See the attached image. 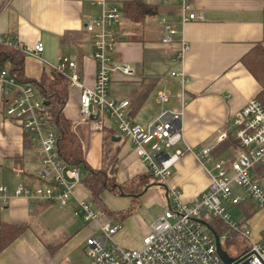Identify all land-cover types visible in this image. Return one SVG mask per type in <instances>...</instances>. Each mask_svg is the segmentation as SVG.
<instances>
[{"label": "crops", "instance_id": "crops-1", "mask_svg": "<svg viewBox=\"0 0 264 264\" xmlns=\"http://www.w3.org/2000/svg\"><path fill=\"white\" fill-rule=\"evenodd\" d=\"M128 1L141 3L147 13L139 24L121 18L119 43L111 65H126L132 75L112 72L109 95L127 100L129 118L135 124L146 126L163 110L178 108L179 81L171 73L183 72L189 83L185 90L187 105L180 122L183 141L178 148L213 149L231 135L233 115L261 90L242 65L241 58L258 42L264 48V0H195L192 13L196 19L184 25L180 22L182 0H107V4L121 10L122 3ZM97 14L98 8L87 0H0V34L10 35L23 45L24 73L32 80L49 74L60 57H67L76 63L81 85L92 86L95 65L90 59L91 42L83 27ZM161 18L176 31L169 45L160 43ZM182 38L188 43L189 51L181 62L175 60L174 54ZM37 43L43 44L39 58L31 55ZM164 90L169 98L160 104L157 94ZM16 95L17 90L11 88L4 96L0 86V185L10 191L22 184H38L41 171L33 141L5 114L7 103ZM64 114L87 147V163L100 169L104 134L114 133L113 137H118L112 122L109 120L111 125L107 126L104 123L101 131L79 123V89L75 87L69 89ZM93 132L100 134L98 141L91 136ZM120 141L111 140L119 159L115 171L117 183L146 173L145 164L135 156L133 148L131 154L127 152L119 157ZM208 182L205 171L187 152L172 167L165 184L167 189H178L182 201L191 202L203 193ZM158 188L164 195V189ZM147 190L140 196V207ZM128 201L124 209L112 211L127 209ZM72 208V204L63 208L9 195L5 203L0 201V224L25 227L18 238L0 251V264H71L74 261L87 264L88 258L83 252L85 241L97 232L93 224H85L75 217ZM239 208L243 216L240 222L248 226L252 239L258 240L264 235V207L248 203ZM130 221L131 218L125 220L126 227ZM150 225L136 239L123 238L120 230L114 241L126 249L138 248Z\"/></svg>", "mask_w": 264, "mask_h": 264}, {"label": "built area", "instance_id": "built-area-1", "mask_svg": "<svg viewBox=\"0 0 264 264\" xmlns=\"http://www.w3.org/2000/svg\"><path fill=\"white\" fill-rule=\"evenodd\" d=\"M87 1L98 8V14L88 19L83 27L91 42L90 59L95 65L93 85H81L77 65L67 57H60L51 68V71L66 73L70 87L79 89V123L89 124L92 130L101 131L107 117L118 137L128 141L135 156L145 164L146 173L160 183L167 181L172 167L185 153H191L207 174L208 185L191 202L182 201L178 189H167V208L150 225L141 239V246L126 249L117 245L114 237L121 230V224L101 222L93 206L75 195L74 190L80 185V171L60 160L44 101L31 86L18 84L0 67L2 94L8 95L11 88L17 90V95L7 103L5 114L33 141L34 153L41 166L36 185L22 184L12 191L0 185V201L5 203L9 195L63 208L72 204L73 215L85 224H93L97 232L85 241L83 252L88 258L87 264H224L217 253L214 237L205 226L207 224L213 229L209 224L213 220L227 230V234L217 235L220 243L233 239L234 245L239 241L243 245L236 256L228 255L232 259L231 264H264V235L258 240L252 239L248 226L229 215L230 209L243 204L264 207V106L253 98L233 115L231 137L238 156L228 159L212 156L208 147L197 150L178 148L183 141L180 122L187 105L185 90L189 83L183 72L171 73L179 81V108L163 110L146 126L133 123L127 112L128 101L114 99L108 93L112 72L132 75L126 65H111L112 55L119 43L121 10L107 4V0ZM194 1L182 0V25L196 19L192 13ZM159 25L163 33L161 44H171L176 31L164 18L159 20ZM1 43L23 50L26 54L23 45L10 35L0 34ZM42 51L43 44L37 43L31 55L39 58ZM188 51L189 45L182 38L174 54L175 60L182 62ZM168 98L169 93L165 90L157 94L160 104L166 103Z\"/></svg>", "mask_w": 264, "mask_h": 264}, {"label": "trees", "instance_id": "trees-1", "mask_svg": "<svg viewBox=\"0 0 264 264\" xmlns=\"http://www.w3.org/2000/svg\"><path fill=\"white\" fill-rule=\"evenodd\" d=\"M121 11L123 19L131 24L141 23L147 13L141 3L131 1L122 3ZM24 59L25 52L23 50L7 44H0V67L5 69L17 83L31 86L40 99L48 102L47 119L54 129L58 156L66 166L79 169L82 176L80 183L88 192L90 202L99 213L101 222L122 224L139 209L140 196L146 192V187L158 181L150 173H145L137 174L129 180L117 183L115 171L118 159L111 142L114 133L104 134L102 167L100 169L92 168L86 160L87 147L82 144L73 130V123L64 114L70 89L66 73L52 70L49 74H42L39 80H32L24 73ZM241 63L259 84L261 90L255 98L264 106V48L262 43H256L241 58ZM235 147L231 135H227L211 149V154L216 157L225 149ZM104 192L130 198V206L121 211L108 209L102 201ZM209 224L218 236L227 234L226 228L215 220L210 221ZM24 230L25 227L0 224V251L8 247Z\"/></svg>", "mask_w": 264, "mask_h": 264}, {"label": "rangeland", "instance_id": "rangeland-1", "mask_svg": "<svg viewBox=\"0 0 264 264\" xmlns=\"http://www.w3.org/2000/svg\"><path fill=\"white\" fill-rule=\"evenodd\" d=\"M177 103H178V99H177ZM177 107L179 108V103H178ZM178 108H176V109H178ZM104 122H105L106 126L108 125V123H109V125H111V122L108 120L107 117H105ZM92 135L96 137L97 141L100 138V134H98V132H96V133L93 132L91 134V136ZM91 140H94V139H91ZM89 143H90V145H92L91 142H89ZM120 146H121L120 147L121 153H120L119 157H121V155H123L124 153L127 154V152L130 154L132 153V147L130 146V144L128 142L121 140ZM230 156L231 157L232 156L237 157L238 151H236L235 149H225L223 152L220 153V155H217L216 157L227 159V158H230ZM89 159H90V161H92V158L90 156H89ZM118 161H119V159H118ZM116 167H117V164H116ZM81 179H82V176L80 173V180ZM157 183H160V182H157ZM147 191L148 192H147L146 196L141 199L140 209H137L135 211L136 213L132 217H130L131 221L127 224L129 226H127V227L125 226L126 225L125 221L121 224V232L119 231L121 234L119 232L118 233L125 239L126 238L136 239L139 234L141 237L140 231L147 229L149 227V225L152 222H154L157 219V217L167 208L166 199H165L162 191L158 187H150V188H148ZM74 192H75V195L79 199L85 201L89 205H92V203L90 202V199H89L88 192L85 190V188H83L81 183L77 188H75ZM102 199L104 200V202L107 204V206L111 210H116V209H124L126 206H128L129 205L128 199H130V198L122 197V196H115L109 192H106V193H103ZM146 199H147V201H146ZM229 215L231 217H234L239 222L243 221L242 212H241V209L239 207L232 208L229 211ZM243 224H245V223H243ZM145 234H143V235H145ZM230 240L221 241V247L230 257H234L239 253V251L242 250L243 245L239 241L238 243H236V245H237L236 246L233 244L234 243L233 239H230ZM75 262L76 261L72 262L71 264H75Z\"/></svg>", "mask_w": 264, "mask_h": 264}, {"label": "water", "instance_id": "water-1", "mask_svg": "<svg viewBox=\"0 0 264 264\" xmlns=\"http://www.w3.org/2000/svg\"><path fill=\"white\" fill-rule=\"evenodd\" d=\"M43 104L47 107L48 106V102L47 101H44ZM89 111L91 112L92 111V108L89 109ZM90 119H92V115H90ZM112 142H119L120 141V138L119 137H113L112 139ZM153 186H156V187H160L162 189H164V196L167 200V193H168V190H167V186L165 183H156V184H150L148 187H146V190L150 187H153ZM137 197H139L137 195ZM205 226L208 228V230L211 232V234L213 235L214 237V240H215V243H216V249H217V253L220 257V259L223 261L224 264H231L232 262V259L228 256V254L222 249L221 247V243L219 241V237L217 236V234L214 232L213 229L210 228L209 225L205 224Z\"/></svg>", "mask_w": 264, "mask_h": 264}]
</instances>
